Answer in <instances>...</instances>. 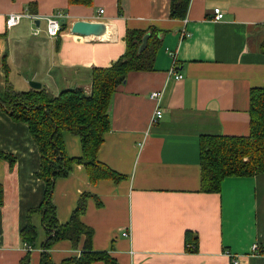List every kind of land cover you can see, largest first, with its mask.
<instances>
[{
    "label": "crops",
    "instance_id": "1",
    "mask_svg": "<svg viewBox=\"0 0 264 264\" xmlns=\"http://www.w3.org/2000/svg\"><path fill=\"white\" fill-rule=\"evenodd\" d=\"M170 1L0 0L1 84L5 58L17 90L28 91L34 80L54 94L74 87L90 92L92 69L110 67L125 53L128 29L156 27L162 44L155 66L129 72L117 88L111 128L99 149V160L124 177L93 184L86 168L75 164L55 183L59 221L70 220L83 193L97 196L100 205L90 198L82 219L94 229L93 250L114 261L93 264H264V254L252 251L256 242L264 246V173L228 176L220 192H204L200 165L203 137L250 134L251 90L264 87V0H190L184 18L171 17ZM216 8L223 19H215ZM11 13L35 18L7 28ZM58 14L66 28L52 37L47 18ZM81 19L107 23V33H73ZM184 30L191 35L183 38ZM174 65L181 79L170 74ZM153 91L162 92L160 101L151 98ZM158 107L162 117L152 123ZM64 139L69 156L82 155L79 136L65 132ZM0 150L16 158L13 167L0 158V264H20L29 251L31 264H40L46 238L40 213L31 215L35 246L21 237L29 210L44 197L45 182L36 176L39 148L29 125L1 107ZM188 231L198 237L194 251L187 249L193 247L186 243ZM84 237L77 247L56 242L52 261L78 258Z\"/></svg>",
    "mask_w": 264,
    "mask_h": 264
},
{
    "label": "trees",
    "instance_id": "2",
    "mask_svg": "<svg viewBox=\"0 0 264 264\" xmlns=\"http://www.w3.org/2000/svg\"><path fill=\"white\" fill-rule=\"evenodd\" d=\"M70 3L90 4L92 0H69ZM190 0H171L173 18H184ZM121 9V8H120ZM121 14V11H120ZM66 23L61 21V31ZM126 51L110 67L92 69V87L86 92L82 87L52 93L46 87L17 90L9 80V66L3 61L5 79L0 83V107L15 121L26 122L38 145L40 169L36 176L45 182L44 197L39 207L30 209L28 221L21 230V237L33 248L38 237L37 227L31 215L40 213L46 238L42 244L40 264H56L50 250L60 240H70L78 246L85 236L84 248L78 258L66 259L60 264H93L96 261L112 262L106 251L92 248L94 229L83 222L92 193H83L70 220L59 221L53 201L55 183L59 177L68 176L75 164L86 168L91 183L124 177L99 160V149L105 134L111 128L110 106L117 88L124 83L131 71H149L155 66L157 53L162 44L161 32L156 27L148 30L128 29L125 36ZM251 131L249 136H207L201 141V189L204 192H220L223 180L228 176H255L264 173V87L251 90ZM80 137L82 155L71 157L67 153L64 133ZM0 158L13 167L16 158L0 150ZM4 202V187L0 183V206ZM197 235L187 232V246L197 247ZM190 246V245H189ZM31 252L20 264H31Z\"/></svg>",
    "mask_w": 264,
    "mask_h": 264
},
{
    "label": "built area",
    "instance_id": "3",
    "mask_svg": "<svg viewBox=\"0 0 264 264\" xmlns=\"http://www.w3.org/2000/svg\"><path fill=\"white\" fill-rule=\"evenodd\" d=\"M101 13L104 12L103 9L100 10ZM24 17H30L32 19H34L35 17L33 15H30L28 13H11L7 16L6 20H5V24L7 28H12L14 26H17L18 24H20V22L22 21V19ZM64 18L63 14H58L55 17H48L47 18V30L50 36L52 37H56L60 34L61 32V19ZM224 18V12L220 9V8H216L215 9V19L220 20ZM191 35L189 32H187L186 30H184V32L182 33V37H187ZM175 55V54H174ZM170 74H175L176 78L181 79L183 77L182 74H180L177 71V67L174 65L172 67V69H170ZM162 96V92L161 91H153L151 93V98L156 100V101H160ZM163 114V109L158 107L154 113V116L152 118V123H157L160 118L162 117ZM252 251L254 254H264V246L260 245L259 243H254L252 245ZM234 264H239V260H234Z\"/></svg>",
    "mask_w": 264,
    "mask_h": 264
},
{
    "label": "water",
    "instance_id": "4",
    "mask_svg": "<svg viewBox=\"0 0 264 264\" xmlns=\"http://www.w3.org/2000/svg\"><path fill=\"white\" fill-rule=\"evenodd\" d=\"M37 24L40 23L39 19H35ZM72 32L85 36H95L101 37L107 33L108 25L103 21H88V20H78L72 26ZM30 85L34 89L42 88V84L38 81H31Z\"/></svg>",
    "mask_w": 264,
    "mask_h": 264
},
{
    "label": "rangeland",
    "instance_id": "5",
    "mask_svg": "<svg viewBox=\"0 0 264 264\" xmlns=\"http://www.w3.org/2000/svg\"><path fill=\"white\" fill-rule=\"evenodd\" d=\"M13 80H15V81L17 80L16 82H20L18 79H16V76H15V77L13 76ZM0 83H1V81H0ZM29 84H30V83H29ZM17 87H18V88H21L20 83H17Z\"/></svg>",
    "mask_w": 264,
    "mask_h": 264
}]
</instances>
